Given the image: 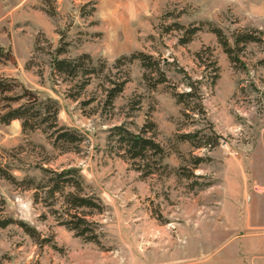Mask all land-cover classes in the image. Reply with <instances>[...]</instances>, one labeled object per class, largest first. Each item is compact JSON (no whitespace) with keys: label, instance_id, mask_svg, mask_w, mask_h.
<instances>
[{"label":"rangeland","instance_id":"1","mask_svg":"<svg viewBox=\"0 0 264 264\" xmlns=\"http://www.w3.org/2000/svg\"><path fill=\"white\" fill-rule=\"evenodd\" d=\"M177 25L200 31L181 44ZM214 27L230 41L237 30L264 31V0H0V84L7 88L0 113L24 103L18 98L27 89L40 101H56L59 125L85 139L79 152L64 153L40 130L0 122V168L19 183L43 179L40 167L78 169L85 195L102 208L88 217L100 244L87 242L61 225V199L47 206L43 194L37 202L36 191L0 175L2 214L48 241L40 246L16 224L0 228V264H264V45L247 46L245 68H236ZM61 34L68 47L60 58L88 54L102 71L85 89L84 78L52 68ZM205 48L220 68L215 85L212 69L196 57ZM137 52L166 63L168 83L151 88L139 61L115 68ZM180 68L201 82L207 120L186 118L173 97L174 88L187 90ZM125 78L124 91L107 106V79ZM149 121L168 169L145 176L108 136L121 125L140 133ZM199 129L215 131L219 145L197 149L179 141ZM194 157L205 161L194 168Z\"/></svg>","mask_w":264,"mask_h":264},{"label":"trees","instance_id":"2","mask_svg":"<svg viewBox=\"0 0 264 264\" xmlns=\"http://www.w3.org/2000/svg\"><path fill=\"white\" fill-rule=\"evenodd\" d=\"M49 16L54 17L55 13L47 12ZM178 29L184 31L181 44H188L193 37L200 31L199 28L193 27L186 29L181 25L176 26ZM211 32L217 37L218 43L222 47L224 53L227 55L229 61L236 68H245V63L241 59V54L249 45H264V31L260 30H237L232 34V41H230L223 31L219 28H212ZM61 45L56 50V57L52 60V68L54 72L61 76L70 79L84 78L80 85L81 89H85L92 77L102 72L99 70L93 59L88 54L80 55L75 59L60 58V56L67 53L68 44L64 43V34H61ZM63 40V41H62ZM63 43V44H62ZM208 52V57L205 54ZM201 66L206 70L212 69L211 79L212 85H215L220 75V68L218 62L214 59L213 52L210 48H205L196 54ZM134 61H139L141 67L145 71L144 78L150 84L151 88H156L158 85L168 83L166 72L163 66L166 64L160 60L155 59L152 55L144 52H137L132 56H123L117 60L115 68L119 69L124 64H131ZM264 66V59L259 61ZM180 73L184 74L185 87L187 90L179 92L176 88L173 89V97L179 105L183 106V115L186 118L200 117L204 120L206 118V110L203 104V97L201 92V82L193 80L186 71L178 69ZM112 85L111 88L106 89V105L112 106L117 97L124 91L128 79L123 81H113L107 79ZM7 92V88L0 84V93ZM23 96L18 98L19 101L26 100L17 107L7 106L4 112L0 113V122L3 124H10L13 121H20L24 132L42 131L50 137L53 141V146L61 152H79L81 144L84 142L83 135L77 131L59 125V105L53 99L47 101H40L37 95L31 91L24 89ZM27 98V99H26ZM8 100H11L8 98ZM13 99V101H18ZM12 101V100H11ZM193 121V122H195ZM157 126L154 122L149 121L142 128L140 133H133L125 126L113 127L108 136V141L113 150L118 152L119 156L126 161H131L138 172L145 176L154 174L155 172H166L168 167L163 165L166 157L165 149L160 145L154 137L149 134L156 130ZM202 129L196 130L192 133H185L178 136L179 141L188 142L197 149L201 148H215L219 145L221 138L214 132L209 136ZM205 160L200 157L193 158V166L197 168ZM43 179L30 178L19 183L16 177L4 169L0 168V175L13 184L19 185L25 189L36 191V201L40 202L41 195L45 197L41 201L52 206L58 199L63 201L65 207V218L61 225L65 226L70 231L86 240L100 244L98 233L96 232L95 223L88 220V217L94 212H101V206L95 199L88 197L84 193L83 176L80 171L75 168L62 170L60 172L40 167ZM186 174V173H184ZM194 176L193 173L186 175L187 178ZM0 228H7L12 224L21 227L26 234H28L40 246L48 244L47 239H42L41 234L35 229L22 221H15L11 218L5 217L2 205L0 202Z\"/></svg>","mask_w":264,"mask_h":264},{"label":"crops","instance_id":"3","mask_svg":"<svg viewBox=\"0 0 264 264\" xmlns=\"http://www.w3.org/2000/svg\"><path fill=\"white\" fill-rule=\"evenodd\" d=\"M262 251V250H261ZM262 252H264V251H262ZM250 254V253H249ZM251 264H253V262L251 263ZM254 264H256V261H255V263Z\"/></svg>","mask_w":264,"mask_h":264}]
</instances>
